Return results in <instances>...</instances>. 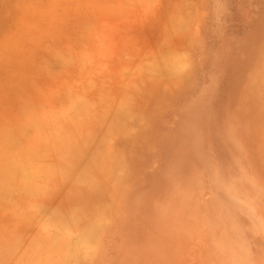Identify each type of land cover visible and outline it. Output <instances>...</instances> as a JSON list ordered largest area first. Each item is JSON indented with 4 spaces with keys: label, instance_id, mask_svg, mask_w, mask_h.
I'll use <instances>...</instances> for the list:
<instances>
[{
    "label": "rangeland",
    "instance_id": "rangeland-1",
    "mask_svg": "<svg viewBox=\"0 0 264 264\" xmlns=\"http://www.w3.org/2000/svg\"><path fill=\"white\" fill-rule=\"evenodd\" d=\"M0 188V264H264V0H0Z\"/></svg>",
    "mask_w": 264,
    "mask_h": 264
},
{
    "label": "bare ground",
    "instance_id": "bare-ground-1",
    "mask_svg": "<svg viewBox=\"0 0 264 264\" xmlns=\"http://www.w3.org/2000/svg\"><path fill=\"white\" fill-rule=\"evenodd\" d=\"M13 142H14V140H13ZM15 143V142H14ZM31 160V159H30ZM24 162V161H23ZM36 162V161H35ZM16 163V162H15ZM37 163V162H36ZM15 168H16V166H15ZM12 169V168H11ZM57 169H59L60 170V168H57ZM7 170V169H6ZM31 170V169H30ZM7 172V171H6ZM22 172H23V170H22ZM28 172V171H27ZM2 173H4V172H2ZM5 175V174H4ZM10 175H12V174H10ZM9 175V176H10ZM6 176V175H5ZM25 176H26V174H25ZM28 177V176H27ZM21 178V177H20ZM26 178V177H25ZM5 179V178H4ZM27 179V178H26ZM3 181V180H2ZM25 181V180H24ZM9 186V185H8ZM1 189V188H0ZM29 195H31V194H29ZM100 212V211H99ZM100 218V217H99ZM99 220H102V219H99ZM90 223V222H89ZM95 224H98V222L97 223H95ZM66 225V224H65ZM97 229H99V227L97 226V225H91V226H89L88 228H86V229H84V233L82 234V238H83V240H88V241H90V240H92L94 237H95V235L98 233V230ZM80 244V243H79ZM91 244V243H90ZM73 246V245H72ZM89 246V245H88ZM74 247V246H73ZM83 247V246H82ZM79 248V247H78ZM82 249V248H81ZM55 256V255H54Z\"/></svg>",
    "mask_w": 264,
    "mask_h": 264
}]
</instances>
